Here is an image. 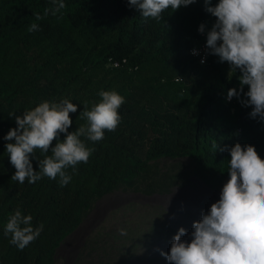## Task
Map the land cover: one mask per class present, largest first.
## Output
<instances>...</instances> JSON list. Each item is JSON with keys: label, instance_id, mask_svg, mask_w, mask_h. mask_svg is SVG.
Here are the masks:
<instances>
[{"label": "trees", "instance_id": "16d2710c", "mask_svg": "<svg viewBox=\"0 0 264 264\" xmlns=\"http://www.w3.org/2000/svg\"><path fill=\"white\" fill-rule=\"evenodd\" d=\"M64 3L59 13L46 15L53 0H0V264H56L63 242L94 203L112 192L142 186L148 194L168 193L180 181L157 169L161 159H191L211 187L229 177L231 157L219 147L251 144L264 159V121L250 116L243 95L227 100L229 89L239 91V72H230L217 56L208 55L200 65L191 55L206 43L216 20L204 0L169 8L160 20L143 17L128 0ZM33 23L39 30L29 32ZM101 90L125 98L120 124L101 141L81 137L94 151L87 163L65 169L68 185L62 187L59 176L35 183L11 180L16 169L5 146L14 141L3 137L17 127L15 117L42 101L67 98L78 105L70 113L72 132L87 123L79 116L85 103L90 110L100 101ZM50 155L37 149L34 169ZM17 209L33 217L34 228L43 224L40 236L22 251L4 234ZM91 248L85 244L84 252Z\"/></svg>", "mask_w": 264, "mask_h": 264}, {"label": "clouds", "instance_id": "9594fccd", "mask_svg": "<svg viewBox=\"0 0 264 264\" xmlns=\"http://www.w3.org/2000/svg\"><path fill=\"white\" fill-rule=\"evenodd\" d=\"M145 18L162 19L169 8L178 10L197 0H128ZM54 8L46 9L56 15L66 7L64 0H53ZM205 10L216 18L206 35V55L219 57L227 63L230 72H239V91L229 89L227 100L244 99L241 104L251 107L250 116L264 121V0H204ZM39 20L41 17L36 16ZM29 32L39 30L35 23ZM205 33V24L199 27ZM193 55L198 51L193 49ZM247 86V92L244 87ZM101 97L89 110L87 103L79 118L87 123L69 132L73 121L70 113L78 105L64 98L59 103L42 101L31 110L16 116L17 127L3 137L10 163L16 169L11 180L23 184L35 183L42 177L55 180L59 176L62 187L67 186L71 176L65 169L79 163H87L94 148L86 146L81 137L98 142L105 131H115L121 121L120 107L125 98L117 91L99 92ZM65 134L61 141L59 137ZM53 141H57L53 147ZM217 145L214 143L213 148ZM52 155L38 160L39 171L33 167L32 157L36 150ZM220 152L230 154L229 179L224 183L219 199L212 203L202 218L194 221L191 233L180 227L174 235L169 252L160 251L169 264H264V159L254 145L219 147ZM33 217L17 209L6 223L4 234H11L10 243L23 250L34 242L43 231V224L33 227ZM121 234H126L121 229ZM190 241L182 239L189 236Z\"/></svg>", "mask_w": 264, "mask_h": 264}, {"label": "rangeland", "instance_id": "374dc122", "mask_svg": "<svg viewBox=\"0 0 264 264\" xmlns=\"http://www.w3.org/2000/svg\"><path fill=\"white\" fill-rule=\"evenodd\" d=\"M156 165L180 182L164 194L145 193L141 186L99 199L58 249L56 264H169L159 250L170 251L180 227L190 231V225L219 199L229 177L211 187L189 158H165ZM85 244L92 248L84 252Z\"/></svg>", "mask_w": 264, "mask_h": 264}, {"label": "built area", "instance_id": "2783aa9c", "mask_svg": "<svg viewBox=\"0 0 264 264\" xmlns=\"http://www.w3.org/2000/svg\"><path fill=\"white\" fill-rule=\"evenodd\" d=\"M197 51H198V55H193L192 54V51L191 50V55L193 58H195L200 65H205L207 63V60H208V55H207V58H206V62L205 63H201V60L205 57L206 55V43L202 44L200 47L198 48H195ZM180 79H177L176 81H179Z\"/></svg>", "mask_w": 264, "mask_h": 264}, {"label": "flooded vegetation", "instance_id": "af4514ba", "mask_svg": "<svg viewBox=\"0 0 264 264\" xmlns=\"http://www.w3.org/2000/svg\"><path fill=\"white\" fill-rule=\"evenodd\" d=\"M189 230L190 233L193 231L192 224L190 225Z\"/></svg>", "mask_w": 264, "mask_h": 264}]
</instances>
